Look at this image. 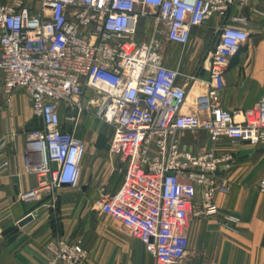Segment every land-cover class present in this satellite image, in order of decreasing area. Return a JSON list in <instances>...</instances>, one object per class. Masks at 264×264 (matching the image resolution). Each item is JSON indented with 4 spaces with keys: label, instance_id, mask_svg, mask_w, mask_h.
Masks as SVG:
<instances>
[{
    "label": "built area",
    "instance_id": "1",
    "mask_svg": "<svg viewBox=\"0 0 264 264\" xmlns=\"http://www.w3.org/2000/svg\"><path fill=\"white\" fill-rule=\"evenodd\" d=\"M251 1L0 0L2 89L8 102L17 88H24L34 114L25 130L34 154L26 169L38 176V183L18 198L46 197L54 205L62 186H79L87 146L76 131L88 96L94 114L110 127L109 151L124 168L119 187L101 192L99 209L128 229L156 264H181L191 217L218 211L216 193L228 190L224 177L238 160L234 151L218 150L217 142L226 138L264 147V96L245 110L242 120L220 105L232 59L249 38L240 26L217 28L208 58V89L196 100L204 114L182 112L188 83L179 82L182 72L165 64L163 52L169 44L186 45L193 28L213 16L227 19L235 7ZM148 15L155 22L144 40L139 23ZM230 19L247 23L236 14ZM187 130H204L211 145L198 151L183 147L178 132ZM9 144L7 134L0 138V156ZM9 164L3 159L0 169ZM259 189L264 191V178ZM47 250L46 264H89L80 239L57 235Z\"/></svg>",
    "mask_w": 264,
    "mask_h": 264
},
{
    "label": "crops",
    "instance_id": "2",
    "mask_svg": "<svg viewBox=\"0 0 264 264\" xmlns=\"http://www.w3.org/2000/svg\"><path fill=\"white\" fill-rule=\"evenodd\" d=\"M234 14L246 18V25L233 23L230 16ZM140 21L146 35H150L154 17L148 15ZM223 23L249 32L242 50L232 59L220 93V105L242 120L245 110L264 96V0H252L246 6L235 7L227 19L217 14L204 26L193 28L186 45H167L164 62L182 72L181 84L188 83L187 104L182 112L204 114L196 107V100L207 92L208 58L214 45L211 37ZM186 75L196 78L187 81ZM2 85L0 70V138L7 134L10 140L0 156V161H10L0 169V238L19 235L11 243L0 241V264H46L50 256L47 245L57 235L80 239L89 252V264H153L155 259L143 252L144 245L116 219L106 216L110 222L95 220L99 205L93 201L99 197V190L115 191L124 176L119 157L109 151L111 132L108 137L100 136L103 128L95 118L83 115L76 131L87 146L79 186H62L54 205L46 197L30 202L18 198L20 192L38 183V176L26 169L34 154L27 147L25 130L33 124L34 114L24 88H17L6 102ZM65 125L68 129L72 126L68 121ZM178 137L183 147L193 151L211 145L204 130L181 131ZM217 148L234 151L238 160L224 177L228 190L216 193L218 211L191 217L186 229L188 250L182 263L214 260L219 264H264V191L259 189L264 178V147L222 138ZM28 214L34 218L20 227L18 222Z\"/></svg>",
    "mask_w": 264,
    "mask_h": 264
},
{
    "label": "rangeland",
    "instance_id": "3",
    "mask_svg": "<svg viewBox=\"0 0 264 264\" xmlns=\"http://www.w3.org/2000/svg\"><path fill=\"white\" fill-rule=\"evenodd\" d=\"M139 30H140V37H141V39H144V40H146L147 38H148V36L146 35V32L144 31V27H143V25H142V23H141V21H140V23H139ZM218 40V35H217V33H213V36L211 37V41H212V43L214 44L215 43V41H217ZM88 97V96H87ZM86 96H85V98H84V100H85V105H86V107H87V112L84 114V117L87 119V116H90V118H95L96 120H98V122H100L101 123V125H102V128H103V132L101 133V135L100 136H102V137H108L109 135H110V132H111V129H110V127L103 121V120H101L100 118H98L95 114H94V112H93V102H92V100H91V98L90 99H88ZM64 112H62V118H65V115H66V109L64 108ZM87 122V121H86ZM90 127V126H89ZM100 192H99V194H101V192L103 191V189H101V190H99ZM98 196H100V195H98ZM98 199H99V197L96 199L95 198V200L93 201V204H98ZM100 210H99V207H98V209H96V211H95V220L96 221H106V222H110L108 219H106V216L107 217H111L110 215H108V214H106V213H104V212H99ZM98 213H101V214H98ZM112 218V217H111ZM119 223V222H118ZM120 224V223H119ZM121 225V224H120ZM138 240V239H137ZM142 249H143V247H142ZM143 252L146 254V250H145V248L143 249ZM153 264H156V262H154ZM181 264H183V263H181Z\"/></svg>",
    "mask_w": 264,
    "mask_h": 264
},
{
    "label": "water",
    "instance_id": "4",
    "mask_svg": "<svg viewBox=\"0 0 264 264\" xmlns=\"http://www.w3.org/2000/svg\"><path fill=\"white\" fill-rule=\"evenodd\" d=\"M33 218H34L33 214H28L27 216H25L24 218H22L18 222V224H19L20 227H23L24 225H26L27 223H29ZM18 235H19V233H16V234H14L13 236H11L8 239L0 238V241H6L7 243H11L12 241H14L18 237Z\"/></svg>",
    "mask_w": 264,
    "mask_h": 264
}]
</instances>
